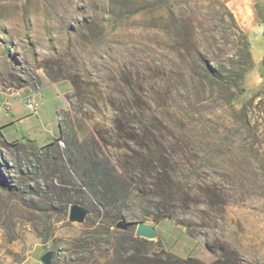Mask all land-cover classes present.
<instances>
[{
	"label": "rangeland",
	"instance_id": "374dc122",
	"mask_svg": "<svg viewBox=\"0 0 264 264\" xmlns=\"http://www.w3.org/2000/svg\"><path fill=\"white\" fill-rule=\"evenodd\" d=\"M263 45L264 0H0V115L19 95L56 109L39 142L1 126L0 259L264 264Z\"/></svg>",
	"mask_w": 264,
	"mask_h": 264
},
{
	"label": "trees",
	"instance_id": "16d2710c",
	"mask_svg": "<svg viewBox=\"0 0 264 264\" xmlns=\"http://www.w3.org/2000/svg\"><path fill=\"white\" fill-rule=\"evenodd\" d=\"M229 17L232 19L231 15H229ZM247 59L250 63L251 59H250L249 53H247ZM259 65H260L261 77H264V57L260 60ZM197 68H198L197 76L199 77L201 82H207L209 85H212V84L219 85L221 83L220 80L222 81V79H221L222 75L220 74V72L217 69H214L213 67H210V66H198ZM228 80H230V78H228ZM254 98H258L259 101L263 100V98L259 97L258 93H256L249 99L248 102H251ZM238 118H239V121L241 122L243 128L245 129V131H249L250 127H249V123L247 120V114H246L245 108H242L240 110ZM1 129H2V127H0V133H1ZM59 132H62L61 128L59 129ZM1 136H2V134H1ZM5 141H7V140H5ZM27 141L34 142L32 140H29V139H27ZM7 142H10V141H7ZM16 142L17 141H14L12 143H16ZM90 168H91L90 170L82 173L83 183H81V185H79L80 188H87L89 190L92 188H95V184H93V183H94V180H96V178H97V173H94L95 172L94 169H93V172L91 171L92 168H94L92 165L90 166ZM101 187H103L102 189L107 191V190H109L110 186H109V183L106 182ZM0 189L3 190L10 198H15L14 191L12 190V188L9 185H6V184H3L0 182ZM104 190H103V192H104ZM103 192L101 191L100 194L104 200V195L106 196V194H104ZM76 204L82 207V204H78L77 202H76ZM103 217H104V221L107 222V224L110 227H113L119 222L120 219L124 218L125 216L122 215L121 212L114 214V213H112V211L105 209ZM95 230L98 233H100L101 235H104V233H105V230L102 229L101 227H97V228H95ZM129 231L132 232L133 230L129 229ZM167 263H170V260H168ZM103 264H110V263L108 261H106ZM134 264H139L138 259H134ZM173 264H201V263L198 262L197 260H194V259L175 258Z\"/></svg>",
	"mask_w": 264,
	"mask_h": 264
},
{
	"label": "crops",
	"instance_id": "0c3cea01",
	"mask_svg": "<svg viewBox=\"0 0 264 264\" xmlns=\"http://www.w3.org/2000/svg\"><path fill=\"white\" fill-rule=\"evenodd\" d=\"M260 27L261 25H257ZM257 53V54H256ZM253 57L256 61H260L264 57V45L262 48L255 49L253 53ZM17 99H21L20 103H17L16 106L19 107V113L17 116L12 118V114L9 113L10 109L7 112H4L0 115V127L4 124L16 123L22 124L26 135L22 136L21 138H12L13 140H9L10 142H21L27 139L32 140L34 142H39L42 138H48L49 136L52 137L55 131V123H56V109L54 107H49L50 113L44 119H40L41 113L31 114L23 105V100L29 99L19 95L16 97ZM4 119V120H2ZM15 119V120H13ZM14 121V122H13ZM42 254H38L36 250H34L30 256L20 262L12 261L11 259H0V264H44L41 261Z\"/></svg>",
	"mask_w": 264,
	"mask_h": 264
},
{
	"label": "water",
	"instance_id": "95a60500",
	"mask_svg": "<svg viewBox=\"0 0 264 264\" xmlns=\"http://www.w3.org/2000/svg\"><path fill=\"white\" fill-rule=\"evenodd\" d=\"M87 211L84 210L81 206L74 204L71 205L70 207V218L73 220H83L84 216L86 215ZM117 227L119 228H123L125 227V225H123L121 222H118L116 224ZM137 233H145V228L143 227H139L137 230ZM51 259H52V254L51 252L45 253L42 257H41V261L44 264H50L51 263Z\"/></svg>",
	"mask_w": 264,
	"mask_h": 264
},
{
	"label": "built area",
	"instance_id": "2783aa9c",
	"mask_svg": "<svg viewBox=\"0 0 264 264\" xmlns=\"http://www.w3.org/2000/svg\"><path fill=\"white\" fill-rule=\"evenodd\" d=\"M23 104L31 114H37L39 109V105L37 104V102L31 99H25L23 100Z\"/></svg>",
	"mask_w": 264,
	"mask_h": 264
}]
</instances>
